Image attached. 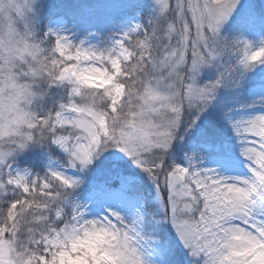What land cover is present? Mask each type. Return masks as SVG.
I'll list each match as a JSON object with an SVG mask.
<instances>
[{"label": "snow or ice", "instance_id": "6c2138e0", "mask_svg": "<svg viewBox=\"0 0 264 264\" xmlns=\"http://www.w3.org/2000/svg\"><path fill=\"white\" fill-rule=\"evenodd\" d=\"M9 4L30 28L29 0ZM106 27L48 24L61 80L100 75L58 83L35 118L0 108V141L22 138L0 144V264H103L101 249L116 264H264V55L244 39L264 35V5L152 0L146 19Z\"/></svg>", "mask_w": 264, "mask_h": 264}, {"label": "clouds", "instance_id": "9594fccd", "mask_svg": "<svg viewBox=\"0 0 264 264\" xmlns=\"http://www.w3.org/2000/svg\"><path fill=\"white\" fill-rule=\"evenodd\" d=\"M0 3L3 4V11H0V108L4 110L3 115L6 122L14 121L18 112L30 113L32 118H35L45 101L51 99V90L57 87L58 83L69 85L77 78L84 83H88L94 77L100 75L95 71H82L69 73L64 80H61L60 73L62 70L60 63H57L59 50L44 43L46 36H40L41 30L44 29L46 32L48 26L42 18L45 0H29L32 8L25 12V16L28 17L27 23L30 28L22 27L24 21H19L13 25L9 19L11 9L9 0H0ZM17 3H23V0H17ZM151 4L152 0H150V7ZM29 12L32 15H29ZM12 19H16V17ZM244 39L252 40L254 42L253 47L262 50L254 52L253 55H264V35L255 38L245 37ZM33 45H36L37 48H34ZM63 51L67 53L69 49L65 48ZM242 54L240 48L235 52L237 59ZM64 91V87H60V92L63 93ZM23 131L28 132L30 129L25 125ZM39 132L40 129H36V133L39 134ZM21 139V136L13 135L0 141V144L6 149L13 148L21 142ZM19 158L17 157V159ZM46 215L47 213H45ZM2 219L3 216L0 215V220ZM32 221L33 214L30 212L24 222H26L27 227H32ZM27 227L18 240V243L23 245L24 248L28 246ZM43 228L44 225L40 224L37 232ZM36 238L39 239V236L37 235ZM99 242L100 238L93 236L81 243L85 247L95 248ZM116 255L114 252H105L103 249L96 252L97 259L102 258L103 264H116L114 259Z\"/></svg>", "mask_w": 264, "mask_h": 264}, {"label": "trees", "instance_id": "16d2710c", "mask_svg": "<svg viewBox=\"0 0 264 264\" xmlns=\"http://www.w3.org/2000/svg\"><path fill=\"white\" fill-rule=\"evenodd\" d=\"M150 2L148 0H47L43 13L47 15L66 13L72 17H96L103 24L121 21L128 13H134L138 8H143L146 19ZM104 35V34H102ZM106 35V34H105ZM35 157L27 154L22 158V164L37 168V163L32 162Z\"/></svg>", "mask_w": 264, "mask_h": 264}, {"label": "rangeland", "instance_id": "374dc122", "mask_svg": "<svg viewBox=\"0 0 264 264\" xmlns=\"http://www.w3.org/2000/svg\"><path fill=\"white\" fill-rule=\"evenodd\" d=\"M47 0H45L46 2ZM150 2V0H148ZM255 5L259 8L261 5H264V0H254ZM45 7V6H44ZM150 9V4H149ZM44 10V8H43ZM143 8H138L134 13H128L121 21H117L111 26L116 28L120 25L122 21H131L133 19H144L143 15ZM43 21L47 24H52V26L62 27L68 29L70 32L76 33L78 36H82L85 30L91 31H101V34H107V24H103L101 21L96 19V17H70L67 16L66 13H57V14H50L47 15L46 13L42 12ZM249 36L255 38L260 35L259 30L247 33ZM95 42V41H93ZM262 78H264V65H259L258 70L251 74V80L253 82H259ZM251 99V96L248 97ZM251 111V110H249ZM32 162H36L35 159H32ZM21 163V167H24ZM214 166V165H210ZM29 167V166H28ZM34 171L41 170V166L37 165V168L32 167ZM90 208L94 211L100 212L102 208L99 204H90Z\"/></svg>", "mask_w": 264, "mask_h": 264}]
</instances>
